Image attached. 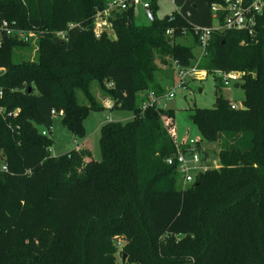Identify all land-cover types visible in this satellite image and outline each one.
<instances>
[{
	"label": "trees",
	"instance_id": "1",
	"mask_svg": "<svg viewBox=\"0 0 264 264\" xmlns=\"http://www.w3.org/2000/svg\"><path fill=\"white\" fill-rule=\"evenodd\" d=\"M109 1L0 0V23L37 32L35 41L3 36L0 44V105L20 109L15 130L0 114V159L9 169L0 170V264H119L125 253L131 264H264V10L253 36H210L199 67L216 78V103L190 117L198 143L218 145L219 167L182 188L167 162L176 112L141 105L148 90L165 91L164 66L195 62L193 47L178 38L201 45L197 27L178 12L157 17L153 0L152 22L136 24L133 6L115 10L113 33L97 38L94 18ZM70 23L78 25L72 45L55 40ZM219 70L244 72L236 83L242 108L223 96ZM94 83L113 99L109 109L134 117L102 125L101 160L88 149L53 155L54 139L42 131L55 116L79 138L88 114L106 108Z\"/></svg>",
	"mask_w": 264,
	"mask_h": 264
},
{
	"label": "rangeland",
	"instance_id": "2",
	"mask_svg": "<svg viewBox=\"0 0 264 264\" xmlns=\"http://www.w3.org/2000/svg\"><path fill=\"white\" fill-rule=\"evenodd\" d=\"M153 1V0H143ZM157 9L156 15L159 18L172 15L178 12L188 19L193 25L198 28H217L220 25L219 20L215 17V13L210 5L205 0H156ZM135 23L138 25H147L151 21L146 13L145 7L142 4L137 5L135 11ZM78 33L77 26H71L66 32L67 42L72 45ZM113 33V32H111ZM182 44L192 46L195 54L194 61L196 62L203 55V47L195 42L192 35H184L178 38ZM35 51L24 49L23 53ZM163 74V77H162ZM177 80L176 68L166 65L163 73L158 76L159 85L167 90L173 81ZM216 78L212 74H208L203 80L192 79L189 81L187 89H177L176 96L166 102V108L173 109L176 112V137L177 143L182 144L190 139H198L200 133L198 128L191 120V113L195 108H213L217 98V83ZM93 92L97 94L101 103L105 106L108 98L104 97L103 91L97 88V84L92 85ZM221 92L223 96L238 107H243L245 92L241 86H236V83L231 86H222ZM113 100L112 98H110ZM134 117L131 110L109 108L92 110L84 121L83 137L76 138L68 129L63 126L62 119L59 115L53 119V125L48 130L54 139V144L51 147L53 155H61L78 147L88 146L92 157L96 160H101L102 153L100 147L101 127L106 121H128ZM202 170L208 168L219 167L218 145L215 143L202 142ZM178 184L182 188L189 186L182 179L181 174L178 175ZM168 239L178 240L180 236H168ZM124 241L120 244L121 249ZM121 255H118L120 263Z\"/></svg>",
	"mask_w": 264,
	"mask_h": 264
},
{
	"label": "built area",
	"instance_id": "3",
	"mask_svg": "<svg viewBox=\"0 0 264 264\" xmlns=\"http://www.w3.org/2000/svg\"><path fill=\"white\" fill-rule=\"evenodd\" d=\"M142 4L145 9L150 8V2L143 0H110L108 5L101 10H98L94 18V33L97 38H100L104 32H113V23L111 17L115 10L127 9L133 6L135 11L137 5ZM215 17L219 20V15L222 12L224 14L223 21H219L220 25L217 28H198L197 34L203 47V55L206 52V46L208 45L210 36L214 29L217 30H239L245 31L250 35H255L257 32L258 15L264 10V0H224L223 4H214L212 6ZM71 26H77L75 23H70L67 29L55 32V40L66 41L67 34ZM168 33H173V30H169ZM3 36L15 37L20 41L29 42L35 41L37 38V32L34 30H26L19 26L15 21L4 20L0 23V44ZM202 55V56H203ZM201 58H199L192 65L187 67L176 66L177 80L165 90L162 94H158L154 90H148L144 94V101L141 105L142 112L149 107L166 108V102L173 99L176 96L177 89H187L189 81L192 79L203 80L209 74L207 70L199 67ZM216 74L221 78L224 86H231L234 83L240 82L243 79L244 72L241 71H216ZM112 86V83L108 84ZM4 94V90L0 87V99ZM113 105V100L108 98L105 102L106 108H110ZM233 108H242L232 103ZM20 109L7 110L4 106L0 105V114L3 119L8 121L9 127L15 130L18 126H13L12 118L18 116ZM62 113V112H61ZM60 113V114H61ZM53 114L56 115L55 110ZM44 135H49L48 129H43ZM202 144L198 143L197 139H190L187 142L178 144L176 142L175 153L167 159L170 165H176L178 173L181 174L182 179L188 185L194 183L196 176L202 170ZM0 170L8 171V165L4 162V159H0ZM186 188V186H184ZM123 240L117 242L119 247ZM120 249V248H119ZM122 249V248H121ZM120 255V254H119ZM119 264H131L129 262H123L122 258ZM136 264V263H133Z\"/></svg>",
	"mask_w": 264,
	"mask_h": 264
},
{
	"label": "water",
	"instance_id": "4",
	"mask_svg": "<svg viewBox=\"0 0 264 264\" xmlns=\"http://www.w3.org/2000/svg\"><path fill=\"white\" fill-rule=\"evenodd\" d=\"M146 13L150 19V21L152 22L154 20V16L152 14L151 8H146ZM5 73V70H0V76H2ZM127 260V254L125 253L123 256V262H126Z\"/></svg>",
	"mask_w": 264,
	"mask_h": 264
},
{
	"label": "crops",
	"instance_id": "5",
	"mask_svg": "<svg viewBox=\"0 0 264 264\" xmlns=\"http://www.w3.org/2000/svg\"><path fill=\"white\" fill-rule=\"evenodd\" d=\"M147 2H150V1H147ZM84 149L90 150L88 146H84V143L82 144V146L77 148V150H79V151L84 150Z\"/></svg>",
	"mask_w": 264,
	"mask_h": 264
}]
</instances>
